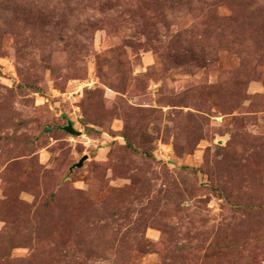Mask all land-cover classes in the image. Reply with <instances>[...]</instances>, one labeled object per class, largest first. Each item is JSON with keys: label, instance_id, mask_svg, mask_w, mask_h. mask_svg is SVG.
Listing matches in <instances>:
<instances>
[{"label": "rangeland", "instance_id": "rangeland-1", "mask_svg": "<svg viewBox=\"0 0 264 264\" xmlns=\"http://www.w3.org/2000/svg\"><path fill=\"white\" fill-rule=\"evenodd\" d=\"M0 264H264V0H0Z\"/></svg>", "mask_w": 264, "mask_h": 264}, {"label": "water", "instance_id": "water-1", "mask_svg": "<svg viewBox=\"0 0 264 264\" xmlns=\"http://www.w3.org/2000/svg\"><path fill=\"white\" fill-rule=\"evenodd\" d=\"M66 129L69 131V132H71V133H76V134H79L80 133V131H77V130H75L74 128H73V125L70 123L68 126H66ZM84 159H85V157L84 158H82L80 161H79V163L77 164L78 166H81L82 165V163H83V161H84Z\"/></svg>", "mask_w": 264, "mask_h": 264}]
</instances>
